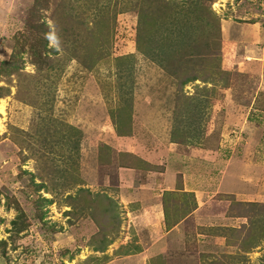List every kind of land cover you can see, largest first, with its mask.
<instances>
[{"label": "rangeland", "instance_id": "obj_1", "mask_svg": "<svg viewBox=\"0 0 264 264\" xmlns=\"http://www.w3.org/2000/svg\"><path fill=\"white\" fill-rule=\"evenodd\" d=\"M262 263L264 0H0V264Z\"/></svg>", "mask_w": 264, "mask_h": 264}, {"label": "crops", "instance_id": "obj_2", "mask_svg": "<svg viewBox=\"0 0 264 264\" xmlns=\"http://www.w3.org/2000/svg\"><path fill=\"white\" fill-rule=\"evenodd\" d=\"M111 136L113 137L114 134L111 133ZM122 137H124L126 139L129 136H122ZM134 151L131 150L129 152L136 153ZM149 152H150V150H149ZM150 154L153 155L154 152L151 151ZM142 157L145 158V160L149 159V157L147 158L146 155H142ZM172 158L173 159H171V158L169 159V160H171V163H173L174 161L177 160L178 155H175V157L172 156ZM147 162H149V160ZM126 168L129 169L128 167H126ZM121 170H123V167H122ZM171 171L172 170L168 171L167 170V167H166L165 170H163L162 172H160V174H162V176L159 178V180L162 179V181H160V183H159V186L161 188H159V186L158 187H155L153 185L154 184L153 183L152 184L153 186L151 185L153 187V189L155 190L156 188H159V189H157V191H160L161 193L163 192L162 190L175 191V193L176 192H186V191H190L189 186H188V183H187V180L186 181H183V184H184L183 187L177 188V186H176V177L173 175V172H171ZM106 173H108V171ZM123 173L124 172L122 171V176L120 175L121 180L123 179ZM133 173H134V171H130V172L126 173V175L128 177H130V175H132ZM186 174H184V176H183L184 178H186L185 177ZM238 178L239 177L230 178L228 176V178H226L227 181L225 183H224V179L220 183H222V187L223 188L224 187L225 188H230V187H232V185L235 182H237V184H238L237 187H238V186H240L239 185L240 182L238 181ZM102 179H103V176H102ZM156 184L158 185V183H156ZM166 184H167V186H164ZM98 186H101V185H98ZM144 188H145V185H143L141 183L136 184L133 180L130 179V180L125 181V183H122L121 185H119V189H118L117 193H115V196L117 197V199L120 200V203L122 204V207H123L122 209L123 210H125L126 207L131 202L132 203L133 202H136V206H137L138 202H141V208L143 210H141V215L138 216L140 218L139 222L140 223L142 222V224H144V223L145 224H149L150 226L153 225V228L154 229H157V230H161L162 231V230H164L163 229V225H162V219L164 221V219H165L164 216L165 215L163 213V211H164V207L163 206L164 205H163L162 201H160V199H162L161 193L156 194L153 190H151V187H150L149 188V191H147L148 192V195L147 196H152L154 200H153V202H149V197H147L146 195H144V192H143L145 190ZM191 192H194V191L192 190ZM144 196H146V197H144ZM196 198H197V203H198L197 206H196V208H194L196 210L193 211L194 210L193 209L192 210L193 212H191L190 214H188V216L186 218H188L189 216H194V217L195 216H198V215H196V212L198 210L202 209V205L204 204V202H202V200H201L202 197L198 195ZM130 199H131V201H130ZM130 205L132 207H134L133 204H130ZM130 209H132V208H130ZM216 218H218L217 215L216 216L215 215H210L208 220H210V221H212L214 223V220H216ZM179 224H181V222L178 223L177 225H179ZM162 238H163V236L161 237V239ZM171 244L172 245L173 244L175 245L176 243L174 241V243H171ZM158 246H164V243L163 242H160V243H158ZM150 249H151V247H150ZM143 250H144L143 247L142 248H139V250H138L139 252L136 255H138V256L142 255L143 256V254H144L143 253ZM153 250H154V254L153 255H159L160 253H162L161 247H160V250H159L157 247L154 246V249Z\"/></svg>", "mask_w": 264, "mask_h": 264}, {"label": "trees", "instance_id": "obj_3", "mask_svg": "<svg viewBox=\"0 0 264 264\" xmlns=\"http://www.w3.org/2000/svg\"><path fill=\"white\" fill-rule=\"evenodd\" d=\"M42 69H43V67L42 66H40ZM45 76V75H44ZM46 77H48V73H47V76ZM195 77H193V79H194ZM117 127V126H116ZM116 130L118 131V133L120 134V135H127V133H125V132H123V131H121L118 127L116 128ZM89 190V189H88ZM101 191H98V194H99V198L101 197V195H103V196H105V197H107V198H109V199H112V201L111 202H108L106 199H104V201L105 202H107V204H108V207H109V212L110 213H112L113 214V220L115 219L114 217H115V209H116V211H117V203H116V201L110 196V195H106L105 193H100ZM175 193V191H166L165 192V194H174ZM45 200V199H44ZM47 200H49V199H47ZM46 200V201H47ZM51 201V200H50ZM113 201L115 202V204H113ZM49 202V201H48ZM103 207H105V205L103 206ZM106 209V208H105ZM185 216V215H184ZM167 218V217H166ZM116 220V219H115ZM167 220V219H166ZM116 221H118V224L120 223V221L119 220H116ZM14 223H16L15 221H14ZM169 223V222H168ZM177 223V221L174 223V221H173V223L171 224V223H169V226L171 227V225H174V224H176ZM102 248H104V247H102ZM262 264H264V263H262Z\"/></svg>", "mask_w": 264, "mask_h": 264}]
</instances>
